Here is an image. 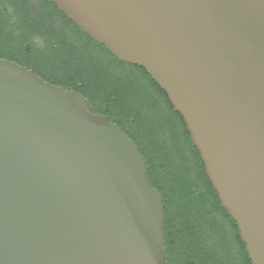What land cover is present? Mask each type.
<instances>
[{
    "label": "water",
    "instance_id": "water-1",
    "mask_svg": "<svg viewBox=\"0 0 264 264\" xmlns=\"http://www.w3.org/2000/svg\"><path fill=\"white\" fill-rule=\"evenodd\" d=\"M166 92L252 264H264V0H51ZM135 140L0 58V264H169Z\"/></svg>",
    "mask_w": 264,
    "mask_h": 264
},
{
    "label": "trees",
    "instance_id": "trees-1",
    "mask_svg": "<svg viewBox=\"0 0 264 264\" xmlns=\"http://www.w3.org/2000/svg\"><path fill=\"white\" fill-rule=\"evenodd\" d=\"M62 14L66 23L75 25L78 39H72L67 35L56 39L59 41V48L48 75L38 69L35 71L46 81L82 93L89 99L96 113L107 114L111 121L117 123L135 140L145 156L151 184L164 197L166 239L167 245L170 246L171 239H177L172 233L176 215L196 213L198 210L194 212L189 208L192 207L190 204L192 201L197 204L204 201V193L200 195L199 190H196L199 184L207 186L218 198V203L221 202L206 174L199 151L190 139L184 118L180 112L173 109L166 92L145 68L134 65L142 70L148 84L161 94L163 98L161 103L147 96L132 77L118 73L120 68H132V64L120 61L103 44H99L82 31L65 13ZM90 45L101 48L105 57L101 60L96 59L92 51L86 50ZM18 63L27 66V63ZM177 130L184 139V144L191 148L195 172H192L193 167L189 164V158L176 145ZM224 212L230 216L226 210ZM232 220L238 229L236 221L233 218ZM184 225L186 226V223ZM168 259L171 261L169 255Z\"/></svg>",
    "mask_w": 264,
    "mask_h": 264
},
{
    "label": "flooded vegetation",
    "instance_id": "flooded-vegetation-1",
    "mask_svg": "<svg viewBox=\"0 0 264 264\" xmlns=\"http://www.w3.org/2000/svg\"><path fill=\"white\" fill-rule=\"evenodd\" d=\"M50 1L0 0V57L17 63H27V67L30 66L29 68L33 70L38 69L48 75L56 58L59 41L49 43L47 39L41 41L40 44L43 45L40 46L35 42L39 36L37 38L34 36L37 32L44 37L48 33V25L38 18L43 16L46 20L48 16L47 10L42 7L49 8V13L64 20L62 11ZM70 25L72 33H75V25L73 23ZM132 65L133 69L142 72L140 68L134 66L135 64ZM105 110L107 111L108 108L106 107ZM199 188L196 190H199L200 195L204 193V201L200 204L192 201L190 204L192 207H189L194 212L197 209L198 212L176 215V219L174 218L172 233L177 236V239L172 238L170 246L167 245L166 239L168 263L252 264L251 260L248 261L250 257L240 232L238 233L232 218L224 212L221 202L218 203V198L209 191L207 186L204 187L203 183L199 184ZM194 204H196L195 207H193Z\"/></svg>",
    "mask_w": 264,
    "mask_h": 264
},
{
    "label": "rangeland",
    "instance_id": "rangeland-1",
    "mask_svg": "<svg viewBox=\"0 0 264 264\" xmlns=\"http://www.w3.org/2000/svg\"><path fill=\"white\" fill-rule=\"evenodd\" d=\"M43 9L47 10L48 16L45 19H43V16H38V18L40 20H42V22H46V24L48 25L47 27V36H43V34L37 32L36 36H34L36 39V43H38V45H43L40 44L41 41H45V40H49V43H52L54 41H58L56 39H58L59 37L63 36V35H67L68 37L77 40L78 36L75 33H72V29H71V25L66 23L65 20H63L62 18L60 19V17H55L54 15H52V13H49V8L47 7H42ZM42 9H40L41 11ZM43 15V14H42ZM40 22V21H38ZM42 22H40L41 24H43ZM33 32V31H32ZM33 36V35H32ZM38 40V41H37ZM86 50H90L92 51L91 53L95 56L96 59H103L105 57V53L103 52V50L97 46L94 45H90L86 48ZM99 60V61H100ZM118 73L122 76H129L132 77L136 83L142 88V90L145 92V94H147V96H150L152 98V100H156L158 103L163 102V98L161 96V94L159 92H157L155 89H153L150 84H148L146 78L144 77V75L142 74L141 71H138L136 69L130 68V67H126V68H120V70L118 71ZM178 133V138H176V145L181 148V150L183 151V153L187 156L189 164L193 167L192 172H195V162H194V157L192 155L191 152V148L189 145L184 144V139L181 137L180 132L177 130Z\"/></svg>",
    "mask_w": 264,
    "mask_h": 264
}]
</instances>
